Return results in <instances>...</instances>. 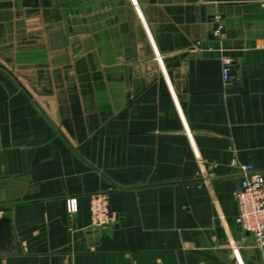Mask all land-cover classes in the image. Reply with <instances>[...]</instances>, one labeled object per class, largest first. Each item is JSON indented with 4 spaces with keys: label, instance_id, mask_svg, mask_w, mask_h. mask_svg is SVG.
<instances>
[{
    "label": "crops",
    "instance_id": "crops-1",
    "mask_svg": "<svg viewBox=\"0 0 264 264\" xmlns=\"http://www.w3.org/2000/svg\"><path fill=\"white\" fill-rule=\"evenodd\" d=\"M113 1L82 31V0H0V264H264L235 198L264 173V0Z\"/></svg>",
    "mask_w": 264,
    "mask_h": 264
},
{
    "label": "built area",
    "instance_id": "built-area-1",
    "mask_svg": "<svg viewBox=\"0 0 264 264\" xmlns=\"http://www.w3.org/2000/svg\"><path fill=\"white\" fill-rule=\"evenodd\" d=\"M217 17H215L216 20ZM217 21V20H216ZM218 23V22H217ZM221 26H217L214 35H219ZM232 59L224 60L223 77L227 83L235 80L230 70ZM243 178L235 191L238 203L237 223L255 239L256 245L264 249V173L256 171L253 165L240 167ZM75 199L69 201L71 212L77 210ZM113 224L109 206V195L105 192L96 193L91 197V230L94 234L101 233Z\"/></svg>",
    "mask_w": 264,
    "mask_h": 264
},
{
    "label": "water",
    "instance_id": "water-1",
    "mask_svg": "<svg viewBox=\"0 0 264 264\" xmlns=\"http://www.w3.org/2000/svg\"><path fill=\"white\" fill-rule=\"evenodd\" d=\"M84 5L70 8L67 10L69 15L68 22L76 25L77 30H89V22L92 28H100L117 20L110 16L115 12L111 9L114 5L113 0H82ZM109 230L108 229H104ZM103 230V231H104Z\"/></svg>",
    "mask_w": 264,
    "mask_h": 264
},
{
    "label": "rangeland",
    "instance_id": "rangeland-1",
    "mask_svg": "<svg viewBox=\"0 0 264 264\" xmlns=\"http://www.w3.org/2000/svg\"><path fill=\"white\" fill-rule=\"evenodd\" d=\"M112 7L113 6H111V9H112ZM114 14H115V12L110 16L111 18H114ZM216 25H215V27H214V29H213V33H214V31H215V28L217 27V26H221V32H220V34L219 35H217V37L218 38H223L224 37V30H223V24H222V22H221V19H220V17H218L217 16V18H216ZM218 22V23H217ZM197 46H199V43L197 44ZM226 59H230V58H224L223 60H226ZM116 103H118V101H116ZM242 166V165H241ZM240 166V167H241Z\"/></svg>",
    "mask_w": 264,
    "mask_h": 264
}]
</instances>
